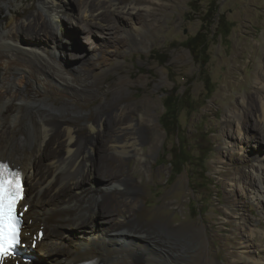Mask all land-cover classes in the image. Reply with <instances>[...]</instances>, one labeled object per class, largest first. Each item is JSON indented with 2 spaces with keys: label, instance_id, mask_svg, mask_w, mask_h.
<instances>
[{
  "label": "rangeland",
  "instance_id": "obj_1",
  "mask_svg": "<svg viewBox=\"0 0 264 264\" xmlns=\"http://www.w3.org/2000/svg\"><path fill=\"white\" fill-rule=\"evenodd\" d=\"M18 1H22L24 7L16 17L17 21L29 12L42 13L37 8V0ZM58 1L66 10V31L62 32L65 40L61 44L67 55L62 52L55 60L75 87L80 86L79 77L87 69L91 76H86L84 85L86 89H92V95L81 97L72 105L65 103L64 109L61 106L66 100L49 98L62 110V113L50 112L51 118L75 120V124L82 127L85 117L97 116L103 104L110 105L113 111L116 104L127 110L139 105L143 117H152L149 127L140 126L135 131L142 134L144 142L150 141L143 146L145 160L139 162L131 155L119 156L127 162L125 170L135 177L133 190L138 193V200L136 207L129 209L133 224L143 227L141 231L157 236L169 255H178L175 264H227L229 253L237 247L232 240L237 241L239 237L234 215L228 207L232 203L227 200L228 175L249 171L245 162L255 155L256 144L245 141L241 154L233 148H225L224 116L230 109L241 111V94L254 95L256 91L255 73L259 60L264 58V0H121L124 5L140 9L145 6L148 11L134 12L121 20L114 19L111 13L108 20L102 16V32L94 28L92 32L88 31L86 21L80 17L77 0ZM214 7L218 12L208 28L202 22L203 14ZM110 19L116 27L110 30V38L102 39L103 31L107 32L111 27ZM0 20L4 28L8 20L4 11ZM136 27L141 29L139 33L131 30ZM53 29L54 33L47 32L51 39L61 32L57 25H53ZM30 33L34 35L27 31L22 37L33 41L27 37ZM198 33L208 37V49L202 56L194 55L182 44ZM51 39L46 44L49 47L56 44V40ZM80 55L87 59L93 55L85 65L87 68L76 64L79 59L74 57ZM170 93L182 96L181 107H184L178 113L179 130L172 135L165 132L160 122L164 97ZM27 95L41 98L32 87L27 89ZM136 119L138 117L132 115L133 123H137ZM253 119L251 116V121ZM250 135L249 132L246 137ZM178 147L180 152L174 159L177 166L172 169L171 152L177 155ZM231 152L233 157L229 156ZM189 159L192 164L187 161L182 167L179 160ZM88 181L91 183L86 179L85 186H89ZM241 182L234 183L230 198L239 204V213L248 220L240 223L257 228L253 237L254 249L262 252L264 221L249 200V194L243 191L246 188ZM106 191L117 197L122 194V188L115 185L108 186ZM225 212L231 216L226 219L229 224L224 222ZM23 219L25 221L26 217ZM183 222H194L200 233H214V236L208 237L203 244L189 243L187 235L169 228L170 224ZM82 223L92 228L97 226V222L92 223L88 217ZM60 228L52 226L51 230L66 237L78 234L75 229L67 233L66 229ZM54 238L57 237L54 235ZM65 240V237L58 240L60 249H66ZM47 253L46 257L49 256ZM260 257L264 259V254L260 253ZM161 260L156 259L157 264L172 262L166 256Z\"/></svg>",
  "mask_w": 264,
  "mask_h": 264
},
{
  "label": "bare ground",
  "instance_id": "obj_2",
  "mask_svg": "<svg viewBox=\"0 0 264 264\" xmlns=\"http://www.w3.org/2000/svg\"><path fill=\"white\" fill-rule=\"evenodd\" d=\"M77 1L80 17L86 21L90 32L92 28L102 32V16L108 20L109 13L121 20L134 12L148 11L145 6L140 9L124 5L121 0ZM95 6L98 7L94 9ZM23 7L22 1L0 0V15L4 11L8 17L4 28L0 20V159L18 168L24 176L23 199L18 208L23 213L21 250L28 261L24 263L10 257L6 264H157L156 259L164 256L175 264L178 255H169L157 236L133 224L129 209L136 207L138 200V193L133 190L135 177L125 170L127 162L119 157L131 155L139 162L143 159V146L150 141L144 142L142 134L135 131L140 126L149 127L152 117H143L139 105L127 110L116 104L113 111L110 105L103 104L97 116L85 117L82 127L75 124V120L52 119L50 112L62 113L61 109L67 104L72 105L91 94L92 89L84 85L86 76L91 74L84 69L78 81L80 86L75 87L55 60L65 53L61 44L65 40L62 32L66 31L63 4L58 0H37V8L42 13L29 12L17 21ZM109 21L111 27L103 31L102 39L110 38V30L116 27L113 20ZM53 25L59 26L61 32L51 39L47 32L54 33ZM138 28L131 30L139 33L141 29ZM27 31L34 33L27 35L33 41L22 37ZM49 39L56 40L53 47L46 45ZM92 57L74 58L79 59L76 63L79 67L87 68L85 65ZM255 83L254 95H240L241 111L230 109L224 116L225 148H233L241 154L245 141L256 144L255 155L245 162L249 171L236 172L232 176L224 174L229 176L226 192L227 200L232 203L228 207L234 215L239 236L237 241L232 240L237 247L229 253L227 264H264L260 257L264 251H256L253 244L257 228L240 223L248 220L239 213V204L230 198L234 183L242 181L241 185L246 188L243 191L249 194V200L264 221V58L259 60ZM30 87L41 98H29L27 89ZM49 98H61L66 102L60 109ZM132 115L138 117L137 123H133ZM249 132L251 135L247 138ZM229 156L233 157L232 152ZM86 179L91 181H88L89 186H85ZM111 185L122 188L119 197L107 194L106 188ZM86 217L92 223L97 222V226L92 228L82 223ZM116 217L120 219L115 220ZM228 217L230 214L225 212L226 224H229ZM32 220L36 222L29 224ZM52 226H60L67 233L75 229L78 234L66 237L51 230ZM169 228L187 235L189 243L203 244L208 237L214 236V233H200L194 222L170 224ZM261 234L264 238V230ZM63 237L66 249L58 247V240ZM47 252L49 256L46 257Z\"/></svg>",
  "mask_w": 264,
  "mask_h": 264
},
{
  "label": "snow or ice",
  "instance_id": "obj_3",
  "mask_svg": "<svg viewBox=\"0 0 264 264\" xmlns=\"http://www.w3.org/2000/svg\"><path fill=\"white\" fill-rule=\"evenodd\" d=\"M20 181L19 171H12L9 164L0 163V264H6L22 244L21 214L18 211L23 199Z\"/></svg>",
  "mask_w": 264,
  "mask_h": 264
},
{
  "label": "trees",
  "instance_id": "obj_4",
  "mask_svg": "<svg viewBox=\"0 0 264 264\" xmlns=\"http://www.w3.org/2000/svg\"><path fill=\"white\" fill-rule=\"evenodd\" d=\"M217 9L216 7H214L211 11H206L203 15L205 18H203L202 22L203 24L210 28V26L213 24V22L215 21V17L217 15ZM207 39L208 37H206V35H203L201 33L196 34L195 36L187 39L185 42H183V45H186L190 52H192L194 55H196L197 53L199 55H205L208 49V45H207ZM161 62H163V60H161ZM211 93V91L209 92V94ZM183 102V97L179 96V95H173V93H170L168 95H166L164 97V101H163V106H164V113L161 116L160 122L161 125L163 127V129L165 130V132L169 135L172 134H176L177 131L179 130V125H178V113L179 111H181L182 108L181 104ZM173 148H171L172 150ZM178 154L175 155L171 152V167L172 169H175L177 166V162L174 161V159L179 155V147L177 149ZM203 158L200 160V163L203 162ZM188 161V164L191 165L192 164V160H179V162L181 163V166L184 167L186 165V162ZM201 172H204V170L202 169Z\"/></svg>",
  "mask_w": 264,
  "mask_h": 264
}]
</instances>
